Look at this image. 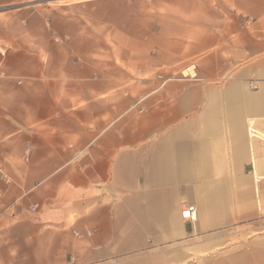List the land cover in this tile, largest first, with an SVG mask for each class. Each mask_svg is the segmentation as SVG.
Wrapping results in <instances>:
<instances>
[{
	"label": "crops",
	"instance_id": "0c3cea01",
	"mask_svg": "<svg viewBox=\"0 0 264 264\" xmlns=\"http://www.w3.org/2000/svg\"><path fill=\"white\" fill-rule=\"evenodd\" d=\"M0 72V264H264V0H0Z\"/></svg>",
	"mask_w": 264,
	"mask_h": 264
},
{
	"label": "built area",
	"instance_id": "2783aa9c",
	"mask_svg": "<svg viewBox=\"0 0 264 264\" xmlns=\"http://www.w3.org/2000/svg\"><path fill=\"white\" fill-rule=\"evenodd\" d=\"M2 76V73L0 72V77ZM249 89L252 91H259L260 88L264 90V81L261 83L262 87L260 85H257L256 83L249 84ZM247 135L250 140V144L252 143H262L264 145V118L262 119V127L257 128L255 125L248 124L247 127ZM264 178V177H263ZM0 181L9 182L8 176L2 171L0 167ZM36 207H32V209H35ZM181 217L188 220H195V208L193 206H186L181 210ZM75 237H79L77 233H74Z\"/></svg>",
	"mask_w": 264,
	"mask_h": 264
},
{
	"label": "rangeland",
	"instance_id": "374dc122",
	"mask_svg": "<svg viewBox=\"0 0 264 264\" xmlns=\"http://www.w3.org/2000/svg\"><path fill=\"white\" fill-rule=\"evenodd\" d=\"M105 7H102V9H104ZM252 124V123H250ZM253 147H257L258 149H262V151H264V145L262 143H252Z\"/></svg>",
	"mask_w": 264,
	"mask_h": 264
}]
</instances>
